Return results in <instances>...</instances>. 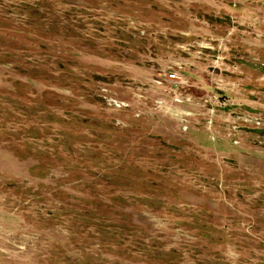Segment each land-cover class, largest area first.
I'll list each match as a JSON object with an SVG mask.
<instances>
[{
    "label": "rangeland",
    "instance_id": "obj_1",
    "mask_svg": "<svg viewBox=\"0 0 264 264\" xmlns=\"http://www.w3.org/2000/svg\"><path fill=\"white\" fill-rule=\"evenodd\" d=\"M0 264H264V0H0Z\"/></svg>",
    "mask_w": 264,
    "mask_h": 264
},
{
    "label": "built area",
    "instance_id": "obj_2",
    "mask_svg": "<svg viewBox=\"0 0 264 264\" xmlns=\"http://www.w3.org/2000/svg\"><path fill=\"white\" fill-rule=\"evenodd\" d=\"M166 75H167V79L169 80H177L178 81L177 83L180 85L185 84L184 79L180 76V74L178 73V69L176 68L170 69L168 72H166ZM184 98L185 100H191L190 97L179 96V98L176 101L181 102Z\"/></svg>",
    "mask_w": 264,
    "mask_h": 264
}]
</instances>
